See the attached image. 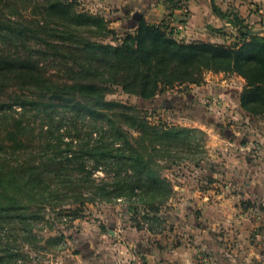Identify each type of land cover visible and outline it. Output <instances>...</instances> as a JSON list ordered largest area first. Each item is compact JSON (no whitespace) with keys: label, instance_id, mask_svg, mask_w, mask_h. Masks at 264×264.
<instances>
[{"label":"trees","instance_id":"1","mask_svg":"<svg viewBox=\"0 0 264 264\" xmlns=\"http://www.w3.org/2000/svg\"><path fill=\"white\" fill-rule=\"evenodd\" d=\"M33 7L38 8L39 16L33 26L4 28L2 39L20 44L24 51L19 56L0 52V92L11 86L21 92L14 103L0 102V114L18 104L21 114L40 115V131L49 133L43 139L46 150L39 152L43 174L46 169L53 172L59 158L63 165L77 161L84 168L87 159L93 170L104 169L101 178L86 175L83 179L86 201L71 199L69 203H136L156 211L147 218L148 225L161 223L158 207L168 204L174 190L162 176L160 162H174L184 153L196 154L190 152L192 149L198 155L205 153L191 147L197 129L150 122L153 113H148L149 109L107 100L117 88L151 101L177 85L198 86L207 72L236 75L244 80L239 107L249 116L264 117V35L251 32L247 25L240 27L239 38L231 44L186 42L171 38L161 25L150 24L135 13L130 19L132 32H125L111 44L101 40L117 36L109 27L110 21L98 12L79 11L74 0H43L41 5L33 1ZM60 112H71L72 120L86 124L87 130L86 138L72 139L65 144L66 149H60L58 141H49L52 127L61 120L57 116ZM15 125L20 128L22 123L16 121ZM7 134L9 142L18 138L13 131ZM188 161L194 168L200 167L199 161ZM3 169L1 166L0 225L10 218L22 222L20 199L24 189H38L44 196L43 175H35L38 166H34L18 181L15 174L3 173ZM53 178L57 185L68 175ZM33 195H28L29 202H39ZM47 198L48 205L59 204ZM4 200L8 206L3 205ZM66 212L70 220L77 218L78 212ZM55 242L59 244L57 238ZM32 261L21 245L0 235V264Z\"/></svg>","mask_w":264,"mask_h":264},{"label":"rangeland","instance_id":"2","mask_svg":"<svg viewBox=\"0 0 264 264\" xmlns=\"http://www.w3.org/2000/svg\"><path fill=\"white\" fill-rule=\"evenodd\" d=\"M33 1L38 5H41L43 2V0H0V17L3 18V20L0 19V52L19 56L24 51L23 48L20 47V44H15L13 41L6 42L2 38L6 33L4 28L7 26L15 27L20 30L29 25H34L33 22L38 20L39 16L36 15L38 8H31ZM74 1L79 11H87L88 13L100 12L109 21L114 18L113 15L109 17L105 15V13H102V10L100 11L98 6H96L98 3L97 0ZM181 1H178V3L181 2L179 5H183L187 9V0ZM99 5L103 7L101 3ZM111 11L112 9L110 12ZM180 15L181 14L176 17H171L170 15V18L174 21H178ZM187 18L188 16L185 17V19ZM168 26L169 24H165L162 25V28L165 29L166 33L171 38L177 41H185L184 37L175 36L172 28ZM109 27L117 33V36H105L101 40L104 43L115 44L116 41L114 42L113 40L115 38L117 40L121 39L125 32L118 31L111 25H109ZM232 42L233 38L229 36L227 40L223 39L221 44H231ZM231 82L233 83L231 87L239 85L237 81L233 79ZM191 93L189 86L185 84L177 85L172 89H165L151 101H144L137 96L123 93L120 88H117L113 93L106 96V99L110 101H119L138 106L144 111L149 109L150 112L148 113H153L149 119L150 122H162L161 124L166 126L174 125L198 130L199 133L194 136L192 140L193 145L191 147H196V149L200 148L201 151L205 152L204 154L198 155V153L192 149L190 152L196 154L190 155L183 152L184 154L178 155V158H176L174 162H169L167 160L160 162L162 176L170 181L173 190L175 184L179 183L176 178L185 175H205L209 173V170L221 172V168H225L227 164L231 163L228 160L235 157L237 158L240 153L239 147L234 142L246 139L245 136L249 135H243L244 133L241 132L238 136V140L234 141L236 136L235 134H231V130H242L240 128H242L243 124H246L242 119L240 120V114L235 108H233V110L231 109L232 113H230V115L236 116L237 120H233L228 111L223 113L214 111L211 107V103L205 102L207 100L203 101L201 106L199 104L195 108H188L185 112L181 107L182 104H178L184 103L181 102V100H174L173 104L176 106L174 105L172 110L162 104H165V102H163L164 100L160 101V99L163 98H184ZM19 95L21 96L20 90L11 86L5 91L0 92V102L14 103ZM156 100H158V102H156ZM227 102L230 103L231 101ZM155 103L157 107H153ZM206 108H210V110ZM57 116L61 120L60 122L57 120L56 124L52 127L54 130L53 136L49 138V141L54 144L58 141L60 142V149H66L65 144L70 143L72 139L86 138V124L81 125L79 122L73 121L71 112L66 114L60 112ZM194 120L197 122L195 125L192 122ZM16 121L22 123L20 128L15 125ZM40 121V115L35 112L21 114L18 104L13 106L12 109H6L0 114V167L3 166V173H13L16 175L17 180L21 181L22 175H27L28 172H31L30 169L32 167L38 166V170L34 172L35 175H43L42 178L45 188L43 192L44 196L41 194L42 191L38 189L30 187L24 189V198L20 199V205L24 207L21 208L24 220L22 222H17V219L10 218L0 225V235L10 239L12 243L16 241L17 245H21L23 251H26L33 259L29 264H64L63 260L58 259L59 256L63 255L64 258L67 257V255H76L88 250L86 246L89 245V237L93 238L95 236L94 232H98V228L101 230V234L106 238L110 236L113 237V231L117 229L121 234L124 244L127 242H143L144 245L149 244L151 239H156L155 235H161L165 231H168V226H171V222L174 216H176L170 210L168 204L162 208L161 206L158 207V209H160L157 211V214L161 218V223L156 221L157 224L149 223L148 225L146 221L147 218L153 217V215L156 214V211H154L152 207L117 201L100 204L86 203V184L84 182L86 175H92V177L95 178H101L105 175L104 169L99 168L98 170H93V165L87 159H85V166L82 168L81 164L77 163V161L69 165L59 164L62 160L59 158L60 161L58 160L55 163V170L48 173V169H46L44 170L46 173L43 174V168L40 167L42 165L40 164L42 160L40 159L39 152L46 150L43 139L49 137V133H42L40 131ZM250 122L247 121V124H250ZM7 131H13L17 134L18 138L15 142H9L8 139H10V136L7 134ZM24 134H27V139L23 138ZM132 135H134V137L136 136L134 132ZM233 136L234 138H231ZM225 137L230 141L225 139ZM210 139L217 141L218 144L207 148ZM75 145L76 144L73 143V146ZM77 145L76 147L78 148ZM220 147L222 148L220 149ZM189 159L199 161L200 167L194 168L192 162L188 161ZM237 169L238 168L235 170ZM64 174L68 175V178H63V180L60 179V183L56 185L53 176ZM33 178L36 177L33 176ZM39 178L40 177H38V179ZM29 194H35L33 195V197L35 196V201L39 200L41 203L29 202ZM47 197L54 198L59 204L55 202L53 205H48L45 203V201L49 200ZM172 197L175 198L176 196L173 194ZM43 198L44 200H42ZM71 199H81L85 201L84 204L79 202L69 203ZM236 199V204L240 209H247L248 205L246 200H243L237 194ZM2 203L4 206H8L6 200ZM263 203L264 201H262L261 206ZM68 210L78 212L75 220H70V218L66 216L69 215L68 212H66ZM146 214L147 216H144ZM150 226L151 228L153 227L151 231H149L151 229H149ZM94 228H96V230H94ZM108 230L111 233H109ZM56 238L59 244H56ZM129 249L131 253L135 248L131 246ZM96 250L98 251L99 249L96 248Z\"/></svg>","mask_w":264,"mask_h":264},{"label":"crops","instance_id":"3","mask_svg":"<svg viewBox=\"0 0 264 264\" xmlns=\"http://www.w3.org/2000/svg\"><path fill=\"white\" fill-rule=\"evenodd\" d=\"M178 1L181 0H97L103 7L98 3L96 6L105 15H113L110 25L115 29L132 32L130 19L135 13L142 14L150 24L162 26L168 24L170 15L176 17L181 13L179 3L182 1ZM213 3L218 13L236 24L238 38L242 25H247L253 33L264 35V0H213ZM186 6V42L201 40L220 44L231 36L210 30L199 0H187ZM232 79L239 85L231 87ZM243 86L244 80L238 76L208 72L201 84L189 87L192 93L187 97L160 99L170 110L174 108V100H181L184 103L178 104H182L184 112L201 106L208 99L218 98L220 103L231 101L229 107L220 108L213 103L211 107L222 113L228 111L229 115L230 108H235L240 120L246 122L242 130H231L236 136L234 141L241 132L249 134L246 139L234 142L240 153L237 158L229 159L231 163L221 168V172L209 170L205 175L176 178L179 182L174 186L176 197L168 203L176 216L168 231L155 235L156 239L144 245L143 242L124 244L117 229L113 237L106 238L98 228L95 236L89 237L88 250L64 258L61 255L58 259L64 264H133V258L141 256L148 264H199V256L203 255L210 259L209 264H264V207L261 206L264 201V117L249 116L239 107L238 96ZM153 107H157L156 103ZM230 116L237 120L236 116ZM247 121H251L250 124ZM192 122L197 124L195 120ZM215 144L218 142L210 139L207 148ZM236 194L246 200L247 209L237 206ZM131 246L135 249L130 253Z\"/></svg>","mask_w":264,"mask_h":264},{"label":"water","instance_id":"4","mask_svg":"<svg viewBox=\"0 0 264 264\" xmlns=\"http://www.w3.org/2000/svg\"><path fill=\"white\" fill-rule=\"evenodd\" d=\"M199 4L210 30L226 32L233 38H238L236 24L228 17L216 12L213 0H199Z\"/></svg>","mask_w":264,"mask_h":264},{"label":"built area","instance_id":"5","mask_svg":"<svg viewBox=\"0 0 264 264\" xmlns=\"http://www.w3.org/2000/svg\"><path fill=\"white\" fill-rule=\"evenodd\" d=\"M180 10H181V15L178 19V21H174L173 19H169V26L170 28H172V31H173V34L177 37H185V29H186V19L185 17H187L188 15V12H187V9L185 6H181L180 7ZM206 102H209V103H213L214 105L216 106H220V108L222 107H227L226 105H228L229 107V104L226 103V102H222L220 103L219 99L218 98H215V100H212V101H209V99L206 101ZM233 110V108H230V110ZM262 206L264 207V203L262 204ZM199 264H209L211 261L209 258L203 256V255H200L199 256ZM132 263L133 264H148L146 261H144V259L141 257V256H136L133 258L132 260Z\"/></svg>","mask_w":264,"mask_h":264}]
</instances>
